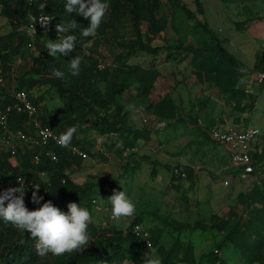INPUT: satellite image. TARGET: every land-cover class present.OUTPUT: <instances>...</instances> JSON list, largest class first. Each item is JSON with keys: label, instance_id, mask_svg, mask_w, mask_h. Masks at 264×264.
<instances>
[{"label": "trees", "instance_id": "obj_1", "mask_svg": "<svg viewBox=\"0 0 264 264\" xmlns=\"http://www.w3.org/2000/svg\"><path fill=\"white\" fill-rule=\"evenodd\" d=\"M169 1L173 7L172 13L166 11L164 0H107L110 7L96 37L100 34L117 33L122 25H130L133 39L128 49L112 57V65L110 63L101 69L99 56L85 54L86 48L96 37L80 36L89 21L76 13L68 14L65 9L66 0H0V25L8 29L7 32L1 33L0 27L2 75L5 79L11 76L15 69L14 62L19 58L24 62L30 61L31 64L25 67L23 72L13 73L16 78H12L16 82L12 89H26L39 109L38 117L59 135L75 126L77 131L71 142L79 145L89 155L106 156L103 146L110 150L112 147L116 148L118 139L124 145L135 148L138 140L152 139L154 127L148 124L135 126L128 121L133 114V106H127L122 101V95L135 83L136 101L145 106L149 113L159 117L160 121H166V126H173L179 121L199 125L197 116L189 115L186 120L177 114L178 107L170 94L161 95L157 100L151 98L161 71L155 66L145 68L140 65H127L128 59L141 51L151 55L165 52L167 58L180 61L191 57L194 72L199 80L211 82L229 102H236L233 107L244 116L246 126H232L244 129L248 126V110H253L256 104L254 100L258 97L257 92L252 94L241 86L246 65L223 45L218 31L199 16L205 13L201 0H197L198 10H193L184 0ZM41 4H45L43 10L40 8ZM177 10L182 11L183 21L191 26H184L177 21ZM41 13L49 14L53 18L52 29L44 31L39 28L36 35L30 36L29 25L33 17H38ZM72 20L78 24L75 33L64 35H77L75 51L68 55H49L46 49L49 40L58 42L63 38V33L57 32L56 25ZM171 29L178 34L176 37L170 34ZM182 32L192 33L193 38L185 41ZM159 38L162 42L155 43ZM74 56L83 58L80 74L76 77L68 74L69 61ZM263 61L264 52H259L254 69L260 68ZM54 70L65 72V78H57L53 74ZM252 83L260 85L264 81ZM44 86L54 90V96L60 100L62 106L57 111H51L44 103V92L35 95L34 89L40 90ZM0 91L1 109L10 104L13 98L10 88L2 86ZM245 99L250 101L245 102ZM208 101L209 99L205 98L200 102L202 109ZM28 119L26 114L13 112L10 125L14 129L24 127L30 124ZM209 126L207 124L202 132L207 140L217 143L210 136V129L214 125ZM111 131H118L119 138L110 137ZM99 136L105 138L100 140ZM52 146L59 153L58 161L45 158L38 165L32 160L34 150L19 146V164L16 166L9 160L10 150L0 148V193L8 188L18 187V177L22 176L28 182L24 185V202L30 211L36 210L44 202L51 201L63 212L68 210L69 203H77L80 207L87 208L92 215L94 198L91 194L94 185L79 183L71 175V172L77 171L83 165L85 157L74 155L61 145L52 143ZM118 151L122 149L118 147ZM136 155L134 151L126 157V168L140 163L135 158ZM253 158L255 173L241 176L243 181H251L252 186L240 191L236 201L229 204L228 210L214 213L210 222L199 219L192 224L162 218L165 226L178 231L170 246L161 243L162 230L143 226L150 232L151 246H148L145 239L132 232L135 224L143 225V217L139 215L127 228H105L91 222L88 226L91 240L82 252L66 253L59 257L51 253L39 256L35 247L37 241L30 233L19 230L0 218V264H122L126 259H130L133 264H142L144 254H152L151 251L155 248L161 264H231L227 257L219 254L220 250L228 249L238 255V264H264V151L254 149ZM176 166L188 170L187 179L173 172ZM171 170L170 186L177 189H181L179 183L196 177L194 169L189 165H175ZM42 172L46 175L42 176ZM153 173H156V170H153ZM34 183L41 184L37 193L43 197L40 205L34 204L31 199L35 190ZM198 229H216L221 239L216 242L214 248L203 252L197 259L195 243L183 239L182 233L184 230Z\"/></svg>", "mask_w": 264, "mask_h": 264}, {"label": "rangeland", "instance_id": "obj_2", "mask_svg": "<svg viewBox=\"0 0 264 264\" xmlns=\"http://www.w3.org/2000/svg\"><path fill=\"white\" fill-rule=\"evenodd\" d=\"M193 10H198L197 0H184ZM165 9L168 13L173 12L172 4L169 0H164ZM205 13L199 14L209 24H211L220 36L223 45L241 61L247 68H253L257 61L258 53L264 52V0H201ZM176 19L184 26H191L183 21L181 10H177ZM250 19V20H249ZM0 25L1 33L8 31L6 27ZM170 34L176 37L178 34L170 30ZM185 41L193 38L192 33H183ZM132 31L130 25H122L120 31L112 34H100L96 37L86 50L99 56L101 60L111 63L112 57L120 51H125L132 44ZM162 42L156 39L155 43ZM131 43V44H130ZM90 56V55H87ZM111 58V59H110ZM192 58L188 57L182 61L167 58L165 52L158 55H151L146 52H137L127 61V65L143 66L149 68L155 66L161 71V76L156 81V87L151 94V98L157 100L161 95L170 94L177 107L178 115L188 119L190 113L193 116H201L199 108L193 106L200 105L201 96L205 94L204 89L213 92L211 82L200 81L198 75L194 72ZM113 62V61H112ZM31 62H24L18 59L14 62V72H23L25 67ZM112 65V63L110 64ZM3 68L0 62V69ZM6 78L5 87L13 90L15 86L14 78L16 75ZM207 86V87H206ZM242 87L250 90L252 94L258 93L255 107L249 112V122L253 126L260 128L261 137H264V90H260V85L252 83L246 79ZM44 86L40 90L35 88V95H46V103L51 111H57L62 106L58 97L54 96V90L47 89ZM215 88V87H214ZM215 91V90H214ZM1 93V91H0ZM261 93V94H260ZM221 94V93H220ZM137 85L133 84L132 88L124 91L122 101L127 106H133L129 124L139 126L148 124L154 127L152 130L153 143H146L144 139L138 140L136 146L137 155L135 158L140 161L131 168H126V157L118 147L111 150L103 146V150L109 155L106 157L89 155L85 157L83 165L77 170L71 172V175L77 182L85 184L92 183L91 196L98 199L92 207V222L101 227L114 226L116 228H127L137 216L143 217V226L147 228L162 230L161 243L170 246L173 239L178 234L173 227L165 226L162 218L174 219L181 222L194 224L197 220L203 219L210 222L214 213L220 210H228L229 204L234 203L238 198L240 191L246 190L252 186L251 181L245 180L225 185L227 172L222 171V167L231 162V157L226 153L222 143L217 144L207 140L203 132L198 127H190L194 123L187 124L186 121H179L173 126H166V121H160L159 117L148 112L145 106L136 101ZM224 97V95L222 94ZM196 100L194 101V99ZM197 101V102H196ZM244 101V100H243ZM250 100L245 99V102ZM223 102V101H221ZM221 102H216L215 109L222 108ZM236 103L235 101L233 104ZM228 105L223 109L226 118L232 120V114L241 113ZM196 109V110H195ZM193 110V111H192ZM231 113V114H230ZM248 113H246L247 115ZM203 124H207L208 115L201 118ZM188 122V121H187ZM232 122V121H231ZM107 136V135H106ZM100 140L105 136H99ZM201 140L193 142V140ZM186 147H182L184 143ZM264 140L259 146H263ZM0 148H3L0 144ZM98 148V147H97ZM159 148L162 152L177 151L181 154H192L195 163L202 166L208 177H195L193 180H187L181 185V189L170 186L172 182V170L167 167L159 166L153 173L149 169V151ZM110 150V151H109ZM215 150L221 156L222 160L218 161L215 157ZM264 151V150H263ZM230 154V153H229ZM263 154V153H262ZM146 155V157H145ZM135 162V160H134ZM218 168V169H217ZM128 169V170H127ZM221 170V171H220ZM158 175V176H157ZM242 176V173H240ZM125 191L132 199L136 206V212L133 216L121 220L119 224L110 219V203L107 199L114 192ZM158 232V231H157ZM182 238L192 240L196 245V258L198 259L203 252L210 251L214 248L216 242L221 239V235L216 229L204 231L184 230ZM159 258L155 249L151 252ZM220 255L229 259L231 264H238L239 257L233 250H220ZM122 264H133L130 259H126ZM203 264H207L203 262ZM243 264V263H241Z\"/></svg>", "mask_w": 264, "mask_h": 264}, {"label": "clouds", "instance_id": "obj_3", "mask_svg": "<svg viewBox=\"0 0 264 264\" xmlns=\"http://www.w3.org/2000/svg\"><path fill=\"white\" fill-rule=\"evenodd\" d=\"M44 7L45 4L40 5L41 10ZM109 7L107 0H66L65 4L68 14L76 13L89 21L88 26L80 32V36L84 38H95L97 36L98 29ZM49 20L42 17L38 23L47 27ZM35 23L37 22L32 24V31L29 32L30 36L36 35ZM77 26L75 20L56 25L57 32L63 33V38L59 39L58 42L49 40L46 44L49 55L55 57L57 53L68 55L75 51L77 35L64 34L75 33ZM85 54L88 53L85 52ZM82 59L81 56H74L70 59L68 66L70 76L76 77L80 74ZM53 74L57 78H65V72L54 70ZM76 131L75 126L69 128L56 138L57 143L62 147H67ZM18 183V187H11L0 193V218L5 223H10L15 228L30 233L31 237L37 241L35 247L39 256L51 253L59 257L66 253H79L88 246L91 240L88 226L92 222V215L87 208L80 207L77 203H69L67 205L68 212L65 213L54 206L51 201H48L36 210L30 211L24 202L26 192L24 181L21 184V181L18 180ZM40 185L33 184L35 190L32 192L31 197L32 202L37 205H40L43 200V197L37 194ZM107 201L111 204L110 219L116 224H119L124 218L133 216L136 212L134 202L124 190L114 192ZM142 264H161V261L154 254V251L152 254L146 252Z\"/></svg>", "mask_w": 264, "mask_h": 264}, {"label": "built area", "instance_id": "obj_4", "mask_svg": "<svg viewBox=\"0 0 264 264\" xmlns=\"http://www.w3.org/2000/svg\"><path fill=\"white\" fill-rule=\"evenodd\" d=\"M49 20L47 27L42 26L39 22L40 18ZM33 21L29 25V29L32 31V24H34L35 31L42 28L44 31H50L52 29L51 23L53 18L46 13H41L38 17H33ZM87 55H91L89 50H86ZM109 65L107 62L100 59L99 67L101 69ZM252 81L263 82L264 81V61L262 62L260 68L247 71ZM5 85V77L2 75L0 69V87ZM13 101L8 104L5 108L0 109V144L3 148L10 150V162L16 166L19 164L18 154L19 146L29 147L33 149L32 160L36 164H41L46 158L50 161H58L59 153L52 146V143L57 144V137L60 135L56 133L50 126L45 125L43 121L38 117L39 109L37 105L31 100L30 94L26 89L12 90ZM13 112L23 113L28 116L29 125L24 127L12 128L10 125V116ZM261 130L257 126L248 125L244 129H239L232 125H222L216 124L210 129V136L218 143L224 144L230 153L232 165L239 169L236 170L243 175L254 174L256 171V165L254 163L253 151L254 143L257 137L259 136ZM109 136L112 138H119L118 131H111ZM117 146L122 149V154L125 157H129L130 154L136 151L135 147L126 146L124 143L118 139ZM72 154L87 157V152L82 149L79 145H76L72 142L65 147ZM105 155H109L105 151ZM173 172L180 176L183 179L188 178V170L184 167L176 166L173 168ZM44 175L45 172H42ZM41 173V174H42ZM43 175V176H44ZM240 175V174H239ZM238 176V175H237ZM241 176V175H240ZM232 177L228 176L224 183L228 185ZM18 180L24 181V185H27V180L19 176ZM98 199L94 198L93 203H97ZM68 210L65 211L67 213ZM111 217V212H110ZM132 232L136 235L142 237L146 240L148 246L152 245L150 240V232L143 227L141 224H135L132 227Z\"/></svg>", "mask_w": 264, "mask_h": 264}, {"label": "crops", "instance_id": "obj_5", "mask_svg": "<svg viewBox=\"0 0 264 264\" xmlns=\"http://www.w3.org/2000/svg\"><path fill=\"white\" fill-rule=\"evenodd\" d=\"M244 70L246 71V73H245V76H244L243 84L245 83L246 79L248 81L253 82L251 80L249 74L247 73V71L254 70V67L253 68H247L246 67ZM259 88H260V90H264V83L261 84V86ZM213 89L215 91L213 90L212 93H210L209 91H207V90L204 89V92L203 93L205 95L203 97L201 96L202 99H200L199 102H201L205 98H208L209 101H208V103L206 105L204 104L203 109L201 108L200 105L199 106L198 105L196 106V104H194L193 109H194V107H197L196 109L199 108L200 110L198 111V113H200L201 116H199V117L197 116L198 117L199 125H197V124L194 123L193 125L191 124L190 127H196V128L198 127V129H200L202 131L203 129H205V127H207V124L209 126L212 123V121H214V123H212V125H210V126H213V125H216V124H222V125H225V126H228V125H237V126H239L241 128L244 127V126H246L245 125V121H244V116H241L239 113L232 114V116H231L232 120H230V121L226 118V114H225V112L223 113V109L228 108V105H230L231 106L230 109H232V108H234L233 107L234 104L232 102H229V100L226 97H223L222 94H220V92L216 88L213 87ZM258 97H259V95H258ZM195 100H196V98L194 99V101ZM217 101L218 102L223 101V102H221L222 104L220 106L222 108H218L216 110L215 109V106H216L215 104H216ZM202 114H203V116L208 115L209 120L207 121V124L206 125L203 124V122L201 120ZM189 115H193V114L190 113ZM248 125H251L249 121H248ZM263 140H264V137H261V135L258 137V139L255 140V143H254V149L255 150H257V151H259V150L260 151H263L264 150V143H263V146L262 147L259 146V144ZM145 141H146V143H149V144H152L153 143V140L152 139L145 140ZM198 141L200 142L201 140H197V139L193 140V142H198ZM187 144L188 143L185 142L182 147L183 148L186 147ZM223 146L226 149V153L230 157L228 148L225 145H223ZM193 156L194 155H192V154L191 155L190 154H188V155L181 154L180 155L175 150L166 153V152H162L159 148H157V149H154V151H152V150L149 151V169L150 170H158L157 168L159 166H162V167L169 166V168H172L175 165H189V166H191L194 169V174L196 175V178L197 177L198 178L199 177H206L207 178L208 177V174H206V171L205 170H201L202 169V166L200 164L195 163V160H193ZM215 157L218 159V161L219 160L220 161L222 160L221 156L217 153V150H215ZM155 161H158V163L155 164L154 163ZM221 169H222V171H226L227 172V176L226 177H228V176H231L232 177V179H231V181H230L229 184L243 181L242 178H241V176L239 175L240 172L236 171V170H239V169L235 168L232 165V163H230V165L229 164L224 165ZM156 173H157V171H156Z\"/></svg>", "mask_w": 264, "mask_h": 264}]
</instances>
